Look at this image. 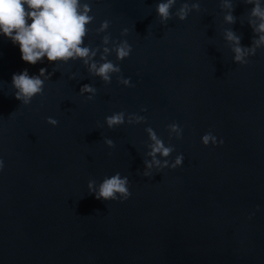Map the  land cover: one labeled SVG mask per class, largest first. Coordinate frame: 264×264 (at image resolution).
<instances>
[{
	"label": "water",
	"instance_id": "95a60500",
	"mask_svg": "<svg viewBox=\"0 0 264 264\" xmlns=\"http://www.w3.org/2000/svg\"><path fill=\"white\" fill-rule=\"evenodd\" d=\"M88 2L85 44L100 45L105 33L95 29L110 21L106 32L132 51L108 59L132 86L119 74L105 84L80 60L28 64L0 34V264H264V47L242 65L224 39L232 28L251 45L253 5L233 0L229 25L220 0H199L200 11L163 25L159 0ZM40 68L52 75L24 105L12 75ZM84 84L97 88L94 99L79 93ZM119 111L147 119L108 128L105 117ZM174 122L180 139L169 138ZM147 127L174 145L170 162L183 154L181 166L142 175ZM209 131L218 142L205 146ZM117 172L129 179L127 200L89 193L90 179L98 185Z\"/></svg>",
	"mask_w": 264,
	"mask_h": 264
},
{
	"label": "clouds",
	"instance_id": "9594fccd",
	"mask_svg": "<svg viewBox=\"0 0 264 264\" xmlns=\"http://www.w3.org/2000/svg\"><path fill=\"white\" fill-rule=\"evenodd\" d=\"M177 0H159L156 4V13L163 25L172 19L173 15L180 20L187 18L192 10L200 11L199 0H183L180 7L172 12ZM246 4L253 5L248 13V24L253 30V38L250 46L241 44V36L232 28L224 30V39L229 42L234 53L233 61L239 64L249 63L248 57L255 55L257 48L264 47V0H245ZM222 10H227L224 15L225 23L235 24L237 17L233 15V0H220ZM90 3L88 0H0V34L11 40L13 44H18L21 59L31 65L42 63L45 59L51 64L69 61H82L88 72L93 76H98L105 84H110L113 74L117 75V81L125 86L131 85V78H125L121 74L119 64L109 60L108 57L115 53L119 61L129 57L132 46L124 40H113L111 35L106 32L110 26V21L104 20L95 29L96 34L105 33L101 37L102 43L96 47L85 44L90 29L88 25L94 20L90 15ZM128 29L124 28L121 35H126ZM110 45V46H109ZM99 53V60H96ZM55 72V71H53ZM52 73L46 68H40L38 74L29 75L27 69L12 75V87L15 89L14 96L22 104L28 105L32 99L43 95L44 84L49 80ZM75 73L73 77L75 78ZM97 88L91 84L81 86V95L89 93L86 97L92 100L95 97ZM141 108V111H146ZM12 115V114H11ZM146 117L137 113L126 114L124 111L115 112L105 117L108 128H115L123 125L141 123L146 121ZM47 122L57 125L58 121L52 117L47 118ZM169 138L175 134L177 139L182 137L183 129L177 123L167 125ZM150 143L146 153L150 159H145L142 175L145 177L153 176V169L159 173L164 168H176L183 163V154H178L171 162L168 157L174 151V145H165L152 127H147ZM202 143L207 146L209 143L215 145L217 137L211 131L201 137ZM104 142L109 147H115L114 141L104 137ZM219 143H223L220 140ZM110 155V154H109ZM163 157L164 159L158 158ZM4 166V161L0 158V169ZM129 179L121 176L119 172L105 177L98 185L94 179L88 181V190L94 194L96 199L104 201L120 200L125 201L131 196L129 191Z\"/></svg>",
	"mask_w": 264,
	"mask_h": 264
}]
</instances>
